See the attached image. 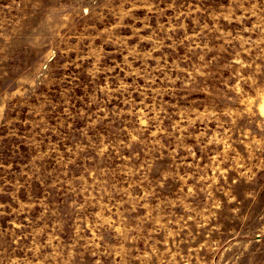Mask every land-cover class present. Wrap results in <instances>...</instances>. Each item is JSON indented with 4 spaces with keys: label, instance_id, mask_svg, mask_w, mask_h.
<instances>
[{
    "label": "rangeland",
    "instance_id": "rangeland-1",
    "mask_svg": "<svg viewBox=\"0 0 264 264\" xmlns=\"http://www.w3.org/2000/svg\"><path fill=\"white\" fill-rule=\"evenodd\" d=\"M0 264H264V0H0Z\"/></svg>",
    "mask_w": 264,
    "mask_h": 264
}]
</instances>
